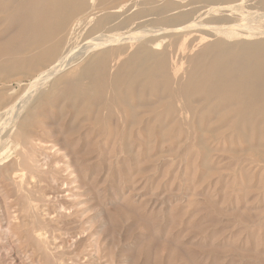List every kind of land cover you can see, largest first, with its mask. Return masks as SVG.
Returning <instances> with one entry per match:
<instances>
[{"label":"bare ground","instance_id":"obj_1","mask_svg":"<svg viewBox=\"0 0 264 264\" xmlns=\"http://www.w3.org/2000/svg\"><path fill=\"white\" fill-rule=\"evenodd\" d=\"M239 12L244 17L250 16L241 19L244 25L245 20L253 18L248 22L256 34L238 31ZM151 25L157 26V30L144 29ZM140 28L146 31L136 32ZM157 32L162 33L164 40L169 38L167 45L164 41L156 42L157 36L156 40L151 38ZM262 32L264 0H0V144L3 146L0 157L6 152L12 157L0 166V186L15 191L16 196L23 193L27 222L22 231H26L31 246H39L43 258L52 264H81L76 252L83 237H69L70 255L75 253L71 261L67 258L68 247L61 243L64 241H58L60 237L53 227L56 223L57 228L67 213H73L60 201H72L76 196L72 187L80 182V174L70 160L66 145L46 141L38 130V120L49 110L47 106H54L61 99L60 112H63L72 96L78 100V96L89 93L98 96L101 103L109 104L105 118H100L103 113L100 108L91 110L98 126L93 133L98 130L97 133L106 135L107 141L125 133L152 134L155 126L161 136L204 132L224 135V140L245 143L248 150L264 154V34H259ZM99 33L97 42L110 35L106 39L116 46H106L108 50L102 47L104 51L83 66L71 68L81 59L68 65L65 75H58L48 90L37 91L34 98L29 95L31 98L25 99L20 114L14 116L17 102L23 98L10 87L12 78L19 83L29 80L35 83L31 87L36 88L40 81H47L67 67L65 63L72 55L68 52L70 42L78 47L89 36ZM149 33L154 42H139L135 49L134 43H123L138 42ZM197 41L203 42L198 53L195 48L199 46L193 44ZM187 50L190 59L185 67L180 52ZM129 98L137 104L129 103ZM141 107L149 108L152 118L145 120V114L138 112ZM118 123L121 130L111 128ZM136 125L143 127L132 129ZM44 203H55L56 208L51 213L49 205ZM97 218L90 223L97 224ZM77 223L81 224V220ZM98 234L99 231L87 236L89 240L97 235L91 240L96 254L102 243ZM86 249L83 246V251Z\"/></svg>","mask_w":264,"mask_h":264},{"label":"rangeland","instance_id":"obj_2","mask_svg":"<svg viewBox=\"0 0 264 264\" xmlns=\"http://www.w3.org/2000/svg\"><path fill=\"white\" fill-rule=\"evenodd\" d=\"M239 14L240 22L244 16ZM252 19L244 21L247 26L242 21L244 19L241 20L244 29L236 23L238 31L253 33V26H250ZM156 27L143 28L152 31L157 30ZM144 29L136 32H145ZM157 33H149L138 42L126 40L128 42L123 43L130 45L132 42L135 49L138 44L153 41L157 36L156 42L164 41L167 45L169 38L164 40L162 33ZM259 34L263 36L264 33ZM100 36V33L89 36L79 43L81 47H75L77 44L70 42L68 49L71 50L68 52L72 55L65 63L67 67L65 65L66 68L47 81H40L34 89L35 83L29 80L19 83L12 78L10 87L17 94L21 93L23 98V104L17 102L19 110L14 111V116L20 114L26 98L28 101L30 96H36L37 91L48 90L58 75H65L75 61L81 59L82 63L77 61L71 68L83 66L88 59L102 53L104 47L108 50L116 46V43L109 42L110 35L103 38L105 43L97 42L95 39ZM202 43H193L195 47L199 46L195 48L196 53ZM87 45L92 48L88 46V50ZM187 53L188 50L180 52V60L185 67L190 59ZM128 102L137 104L133 98H129ZM54 104L47 106L49 110L39 118L38 130L46 141L66 145L70 160L80 174V182L72 187V194L76 196L71 198L72 201H60L73 213L62 217L59 221L61 227L58 225L56 228V223L53 226L56 236L60 237L58 241H64L61 243L68 247L67 258L71 261L74 258L75 253L70 255V238L78 235L85 240L77 245L79 250L76 253L80 255L81 264H264V154L248 150L245 143L224 140V135L204 132L199 135L174 133L161 136L155 126L152 134L125 133L107 141L105 134L97 133L98 130L93 133L98 126L91 110L100 108L102 119L109 105L101 103L98 96L84 93L78 96V100L72 96L66 101L67 108L63 112H60L61 99ZM148 109L138 108V112L145 114V120L152 118ZM121 127L119 123L111 126L119 130ZM142 127L136 125L132 129ZM0 147H3L2 144ZM6 154L0 157V166L12 158ZM15 194V191L0 186V198L5 203L1 205L4 203L0 199V264H52L51 260L43 258L39 246L32 247L31 240H26L27 233L22 231L27 222L24 212L26 201L23 200V193ZM43 205H49L51 213L56 208L55 203ZM111 210H117L115 217ZM83 213L85 216L81 215ZM3 215H10L7 217L9 220L5 218V221ZM97 216V224L90 223ZM80 220L81 224L77 223ZM91 226L94 229L90 231ZM105 226L107 229H104ZM98 231L102 243L96 254L91 240L97 235L89 240L87 236ZM83 246L86 251H83Z\"/></svg>","mask_w":264,"mask_h":264}]
</instances>
